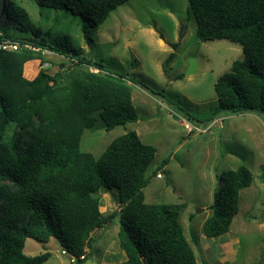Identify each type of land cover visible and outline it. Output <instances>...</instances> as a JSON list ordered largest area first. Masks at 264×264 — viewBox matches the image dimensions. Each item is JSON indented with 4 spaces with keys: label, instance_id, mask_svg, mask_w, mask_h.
<instances>
[{
    "label": "trees",
    "instance_id": "16d2710c",
    "mask_svg": "<svg viewBox=\"0 0 264 264\" xmlns=\"http://www.w3.org/2000/svg\"><path fill=\"white\" fill-rule=\"evenodd\" d=\"M33 1L100 23L126 0ZM187 2L201 40L225 38L242 49V58L233 60L229 71L214 82L216 110L264 115V0ZM1 15L7 21L0 20V41H15L18 48L0 49V264H43L50 257L49 251L24 254L27 237L40 242L53 237L79 263L86 259L90 233L115 216L118 244L126 257L121 264H197L179 222L184 203L143 200L145 171L156 151L153 145L129 130L113 138L97 158L79 149L83 129L93 125L92 112H99L106 129L138 119L130 79L92 63L64 37L53 43L38 39L41 31L31 28L28 12L15 0H0ZM12 24L31 36L11 35L7 26ZM82 30L87 37V25ZM158 36L163 38L160 32ZM169 45L175 48L177 42ZM44 50L88 68L71 71L69 87L60 94V71L24 70L35 60L46 63ZM173 56L170 52L165 58L164 71ZM10 124L14 130L5 140ZM165 163L162 160L161 166ZM251 181L252 173L243 164L220 173L208 206L211 213L202 223L206 237L229 230L238 212L239 191ZM112 189L122 206L103 217L96 193Z\"/></svg>",
    "mask_w": 264,
    "mask_h": 264
},
{
    "label": "rangeland",
    "instance_id": "374dc122",
    "mask_svg": "<svg viewBox=\"0 0 264 264\" xmlns=\"http://www.w3.org/2000/svg\"><path fill=\"white\" fill-rule=\"evenodd\" d=\"M15 1L28 12L31 28L41 31L38 39L53 43L64 37L66 44L80 48L81 55L92 63L130 79L138 119L106 129L99 112H92L93 125L83 129L79 149L97 158L113 138L134 130L142 142L156 148L145 171L148 182L142 188L143 200L184 203L179 222L197 264H264V115L253 110H216L213 88L232 61L242 58L241 46L225 38L201 40L187 0H126L100 23L66 9L38 6L33 0ZM3 17L0 20L5 23ZM83 25H87V37ZM7 27L15 37L31 36L16 25ZM169 42H177V46L172 48ZM170 52L174 56L164 71L163 62ZM43 56L46 63L35 60L34 66L26 64L24 70L60 71V94L69 87L71 71L88 68L53 52L44 50ZM190 58L196 60L197 67L187 74ZM183 120L205 131L187 133ZM13 127L8 126L5 140ZM241 164L250 169L252 181L239 191L238 212L226 233L206 237L202 223L211 213L208 206L219 186V175ZM96 194L103 217L122 206L115 189ZM118 221L115 216L90 233L86 259L79 263H70L69 255L61 253L53 237L47 242L27 237L22 251L29 256L49 251L43 264H121L125 253L118 244Z\"/></svg>",
    "mask_w": 264,
    "mask_h": 264
},
{
    "label": "built area",
    "instance_id": "2783aa9c",
    "mask_svg": "<svg viewBox=\"0 0 264 264\" xmlns=\"http://www.w3.org/2000/svg\"><path fill=\"white\" fill-rule=\"evenodd\" d=\"M17 48H18V44L15 41H10L8 39L1 40L0 41V49L13 51V50H16ZM45 51H47V50H45ZM47 52H49V51H47ZM182 123H183L184 129L186 130L187 133H191L194 130H196L198 132L205 131L204 128H200L198 126L195 127V126L191 125L186 120H183ZM157 176L159 177L161 175L160 174H157ZM61 253L62 254H66L67 252L65 250H62ZM80 258H83V255L80 256ZM69 260H70V263H74L76 261V258L74 256L69 255Z\"/></svg>",
    "mask_w": 264,
    "mask_h": 264
},
{
    "label": "water",
    "instance_id": "95a60500",
    "mask_svg": "<svg viewBox=\"0 0 264 264\" xmlns=\"http://www.w3.org/2000/svg\"><path fill=\"white\" fill-rule=\"evenodd\" d=\"M196 67H197L196 60L193 58H190L188 61L185 73H187V74L192 73L196 69Z\"/></svg>",
    "mask_w": 264,
    "mask_h": 264
},
{
    "label": "crops",
    "instance_id": "0c3cea01",
    "mask_svg": "<svg viewBox=\"0 0 264 264\" xmlns=\"http://www.w3.org/2000/svg\"><path fill=\"white\" fill-rule=\"evenodd\" d=\"M31 74V73H30ZM126 258V257H125Z\"/></svg>",
    "mask_w": 264,
    "mask_h": 264
}]
</instances>
